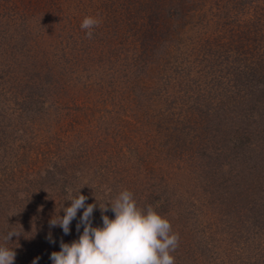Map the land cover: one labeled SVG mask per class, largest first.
Segmentation results:
<instances>
[{"label": "rangeland", "instance_id": "374dc122", "mask_svg": "<svg viewBox=\"0 0 264 264\" xmlns=\"http://www.w3.org/2000/svg\"><path fill=\"white\" fill-rule=\"evenodd\" d=\"M79 189L93 226L125 189L167 217L175 264H264V0H0L14 264H52L79 238L83 209L70 234L49 226Z\"/></svg>", "mask_w": 264, "mask_h": 264}, {"label": "clouds", "instance_id": "9594fccd", "mask_svg": "<svg viewBox=\"0 0 264 264\" xmlns=\"http://www.w3.org/2000/svg\"><path fill=\"white\" fill-rule=\"evenodd\" d=\"M100 24L98 15H88L80 27L91 39L93 30ZM80 189L76 195L69 190L65 200L71 203L67 207L62 204L64 215H55L49 221L50 228L60 227L68 235L72 221L83 209L76 226L78 232L83 227V232L71 243L61 240L60 250L50 255L52 264H175L172 253L178 247L179 234L172 231L167 217L151 205L147 208L138 206L134 194L125 189L105 204L97 201L102 213V226H93L92 217L97 204L86 205L88 197ZM109 210L114 213V218L107 215ZM22 232L11 228L7 231L0 243V264H14L17 253L15 248L8 246V242L13 236L18 238ZM47 239L55 243L51 233ZM38 260L39 257L35 258L32 264H37Z\"/></svg>", "mask_w": 264, "mask_h": 264}, {"label": "trees", "instance_id": "16d2710c", "mask_svg": "<svg viewBox=\"0 0 264 264\" xmlns=\"http://www.w3.org/2000/svg\"><path fill=\"white\" fill-rule=\"evenodd\" d=\"M243 143V142H242Z\"/></svg>", "mask_w": 264, "mask_h": 264}]
</instances>
